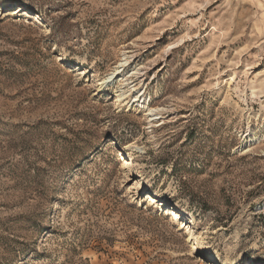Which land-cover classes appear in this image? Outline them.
Masks as SVG:
<instances>
[{
	"label": "rangeland",
	"instance_id": "rangeland-1",
	"mask_svg": "<svg viewBox=\"0 0 264 264\" xmlns=\"http://www.w3.org/2000/svg\"><path fill=\"white\" fill-rule=\"evenodd\" d=\"M214 263L264 264V0H0V264Z\"/></svg>",
	"mask_w": 264,
	"mask_h": 264
},
{
	"label": "bare ground",
	"instance_id": "bare-ground-1",
	"mask_svg": "<svg viewBox=\"0 0 264 264\" xmlns=\"http://www.w3.org/2000/svg\"><path fill=\"white\" fill-rule=\"evenodd\" d=\"M125 59H126V58H125ZM122 64H123V63H122ZM123 65H124V64H123ZM123 65H122V66H123ZM119 67H121V64H120ZM119 67H118V68H119ZM104 81H105V80H104ZM105 82H106V81H105ZM119 97L124 98V97H125V92H124L122 95H120ZM125 98H126V97H125ZM138 101H140V100L138 99ZM154 115H156V114H154ZM248 143H249V141H247L246 144H248ZM122 160H123L125 166H127V165L130 164V160H128V159H126V158H123ZM148 182H149V180H148ZM148 197H149V199H150L151 202H153V203H160V207H161L162 209H167V210H163V211H164L166 214H168V215H172V220H173V221L181 220V219L184 217V215H187V214H185V213H182V212L178 211L175 207L170 206V205H169L168 203H166L165 201L160 200L158 197H156V196L153 195V194H149ZM190 242L192 243V239L190 240ZM192 246L195 247V246H196V243L193 242V243H192ZM214 264H216V263H214Z\"/></svg>",
	"mask_w": 264,
	"mask_h": 264
}]
</instances>
